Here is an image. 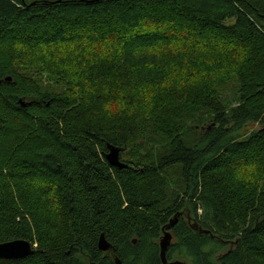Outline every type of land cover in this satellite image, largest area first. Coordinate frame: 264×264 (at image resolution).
Returning <instances> with one entry per match:
<instances>
[{"label":"trees","instance_id":"16d2710c","mask_svg":"<svg viewBox=\"0 0 264 264\" xmlns=\"http://www.w3.org/2000/svg\"><path fill=\"white\" fill-rule=\"evenodd\" d=\"M164 231L168 263L264 264V0H0V244L34 251L0 264H162Z\"/></svg>","mask_w":264,"mask_h":264},{"label":"rangeland","instance_id":"374dc122","mask_svg":"<svg viewBox=\"0 0 264 264\" xmlns=\"http://www.w3.org/2000/svg\"><path fill=\"white\" fill-rule=\"evenodd\" d=\"M82 36H79V39L76 40V44H79V45H88L87 43L89 42H85L86 41V37L85 39H81ZM82 43V44H81ZM203 45H210L208 43V40L207 42H202ZM61 47H67L65 45H61ZM95 46H93L92 48H94ZM98 47V45H96V48ZM104 48V47H103ZM102 48V49H103ZM220 49V48H218ZM218 49H216L215 51H212L210 50V52L208 51H204L203 48L202 49H199L200 51L199 52H203V53H206V54H209L210 56L209 57H214V56H220V53L218 52ZM222 55V54H221ZM38 72V71H37ZM40 76L42 77H45L47 79V77L44 75V74H40ZM46 87H49V89H55L56 88V85L53 84L51 81H49L47 79V83L45 84ZM235 87H236V84H235V81L233 80H226L224 82H221L215 89H214V93L219 96L222 100V102L224 103L225 107L227 110H230L234 107H236L238 105V102H237V96H236V93H235ZM210 122H205V124H201L200 126H196L194 128H196V130L198 132L201 131H204L206 125H209ZM192 128V129H194ZM192 132V131H191ZM148 137L150 136H153L155 137V143H145L144 142V139L140 138L137 143V146L138 148H135L136 149V152H133L132 150V147H129L125 152H123L122 154V159L123 160H132L136 154V156H140L142 157L143 159H148L147 158V153L149 152V157L151 158H154L162 149V144L159 143V139L153 135V134H148L147 135ZM141 154H144L143 156H141ZM150 159V158H149ZM168 190L171 191V192H175L178 190L179 187H177V183H179V179H178V174H174L173 172H170L168 174ZM171 192H168V195H171Z\"/></svg>","mask_w":264,"mask_h":264},{"label":"water","instance_id":"95a60500","mask_svg":"<svg viewBox=\"0 0 264 264\" xmlns=\"http://www.w3.org/2000/svg\"><path fill=\"white\" fill-rule=\"evenodd\" d=\"M107 153L104 155L107 163L117 169L126 168L127 166L120 160V149L112 145H107ZM175 224V220L171 221L165 228L169 229ZM171 242V235L168 231H164L163 236L159 242L160 259L162 264H182V263H168L166 262L165 252ZM135 243V241H133ZM98 249L102 252L109 251L111 245L105 240L104 235L101 234L98 240ZM32 246L23 240H15L0 244V259H23L33 254ZM115 263L120 264L119 260L115 258Z\"/></svg>","mask_w":264,"mask_h":264}]
</instances>
